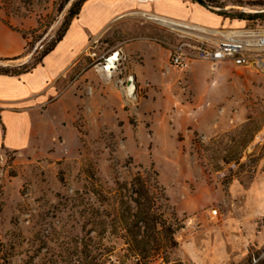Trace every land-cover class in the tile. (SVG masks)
<instances>
[{
  "label": "rangeland",
  "instance_id": "1",
  "mask_svg": "<svg viewBox=\"0 0 264 264\" xmlns=\"http://www.w3.org/2000/svg\"><path fill=\"white\" fill-rule=\"evenodd\" d=\"M241 1L208 3L264 13V0ZM66 5L0 0V18L24 34L30 52L44 39L34 58L67 20L72 4ZM197 21L221 24L211 16ZM174 36L142 16L109 28L38 110L31 144L0 148V264H84L85 243L99 253V223L105 210L116 212L118 184L137 174L159 187L163 214L183 226L171 260L264 264V218L253 201L264 187V73L231 64L204 65L198 73L173 68ZM115 50L122 59L109 77L99 68ZM130 77L135 91L123 94L116 81Z\"/></svg>",
  "mask_w": 264,
  "mask_h": 264
},
{
  "label": "crops",
  "instance_id": "2",
  "mask_svg": "<svg viewBox=\"0 0 264 264\" xmlns=\"http://www.w3.org/2000/svg\"><path fill=\"white\" fill-rule=\"evenodd\" d=\"M144 13L211 27L231 25L229 18H224L193 0H85L63 38L43 57L41 63L20 75L0 73V148L21 150L29 146L36 130L34 121L38 110L56 97L59 82L84 58L88 45L109 28L123 26L133 16L140 17ZM206 16L217 19L221 24L212 26L197 21ZM174 38L175 41L168 50L169 64L170 50L180 40L177 34ZM27 48L28 40L24 34L0 18V58L23 56ZM208 64L210 63L194 61L186 69L172 67L198 73ZM253 201L255 212L264 218V187L257 191ZM262 233L264 242V226Z\"/></svg>",
  "mask_w": 264,
  "mask_h": 264
},
{
  "label": "trees",
  "instance_id": "3",
  "mask_svg": "<svg viewBox=\"0 0 264 264\" xmlns=\"http://www.w3.org/2000/svg\"><path fill=\"white\" fill-rule=\"evenodd\" d=\"M85 0H75L69 9L68 17L61 29L57 31L55 39L38 55L28 61L19 64L10 62L18 61L28 55L29 48L25 55L15 58H0V73L8 75H20L35 68L65 35L71 20L76 17ZM205 6L207 9L223 16L224 18L248 19L253 22H264L263 12L247 14L244 12L230 13L227 10L213 11L208 2L215 0H193ZM242 2L241 0H237ZM66 3L69 0H65ZM45 46V45H44ZM101 203L105 204L108 198L101 190H96ZM114 199L117 203L116 212L110 213L107 210L100 220L98 232L99 253L92 255L90 244L85 243L84 264H154L161 260L164 264H184L180 259L171 260L179 248L176 233L183 227L178 219L169 221L163 214L159 205V187L150 184L149 180L141 174L135 175L130 183L118 184ZM88 236V235H87ZM115 238V244L106 243ZM89 241L92 238L88 237ZM119 242V245H117ZM116 250L121 253L117 259L112 260Z\"/></svg>",
  "mask_w": 264,
  "mask_h": 264
},
{
  "label": "built area",
  "instance_id": "4",
  "mask_svg": "<svg viewBox=\"0 0 264 264\" xmlns=\"http://www.w3.org/2000/svg\"><path fill=\"white\" fill-rule=\"evenodd\" d=\"M177 34L179 42L170 50V65L186 69L194 61H204L213 65L228 63L234 66L254 67L264 73V24H243L240 26L211 27L198 23L177 20L155 14L141 15ZM122 55L119 50L104 57L99 69L109 77L116 73ZM128 81L117 79L121 92L129 90ZM218 214L213 210V216ZM264 255V252H263ZM258 259L254 258V262Z\"/></svg>",
  "mask_w": 264,
  "mask_h": 264
},
{
  "label": "water",
  "instance_id": "5",
  "mask_svg": "<svg viewBox=\"0 0 264 264\" xmlns=\"http://www.w3.org/2000/svg\"><path fill=\"white\" fill-rule=\"evenodd\" d=\"M74 1H75V0H69V2H68L67 5H66V8H67L69 5H71ZM210 9H212V10L215 9L216 11L225 10L224 8H213L212 6H210ZM43 40H44V39H42V40L39 42V44L36 46L35 49H33L31 52L28 53V55H26V56L24 57V58H26L25 61H28V60H30V59L33 57L35 51L37 50L38 46L40 45V43H41ZM25 61H24V62H25ZM128 86H129V90H128L129 95H132V94L134 93V91H135V88H136V86H135V82H134V78H133V77H130V78H129Z\"/></svg>",
  "mask_w": 264,
  "mask_h": 264
}]
</instances>
